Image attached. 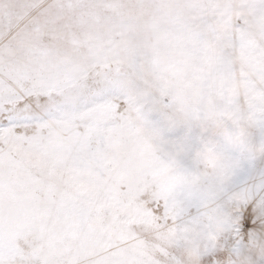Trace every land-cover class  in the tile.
Segmentation results:
<instances>
[{"label":"snow or ice","instance_id":"snow-or-ice-1","mask_svg":"<svg viewBox=\"0 0 264 264\" xmlns=\"http://www.w3.org/2000/svg\"><path fill=\"white\" fill-rule=\"evenodd\" d=\"M0 264H264V0H0Z\"/></svg>","mask_w":264,"mask_h":264}]
</instances>
